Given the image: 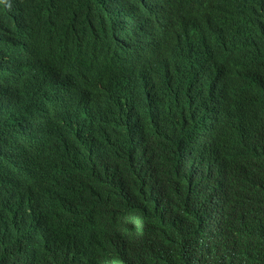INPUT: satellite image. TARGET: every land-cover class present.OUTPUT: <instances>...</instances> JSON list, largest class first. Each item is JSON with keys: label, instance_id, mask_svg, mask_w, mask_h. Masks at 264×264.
<instances>
[{"label": "trees", "instance_id": "obj_1", "mask_svg": "<svg viewBox=\"0 0 264 264\" xmlns=\"http://www.w3.org/2000/svg\"><path fill=\"white\" fill-rule=\"evenodd\" d=\"M83 1L102 15L78 33L122 55L91 92L19 104L24 80L48 82L46 22L0 69V264H264V0ZM45 197L31 230L21 211Z\"/></svg>", "mask_w": 264, "mask_h": 264}, {"label": "clouds", "instance_id": "obj_2", "mask_svg": "<svg viewBox=\"0 0 264 264\" xmlns=\"http://www.w3.org/2000/svg\"><path fill=\"white\" fill-rule=\"evenodd\" d=\"M45 7L55 11L59 20L39 18V10ZM144 8L152 16L165 10L153 2ZM101 15V12L83 0H0V69L11 62V56L21 54L39 38L38 31L43 23L48 25L46 44L39 53L48 82L39 73L32 77V83L24 80L17 94L20 105L21 99H40L42 90L59 84L64 85L72 100H79L83 94L91 92V86H94L100 75L117 64L122 57L121 49L119 51L114 48L119 46L118 37L103 31L83 36L77 31L78 26ZM30 166V157L23 153L15 152L8 158L12 176L25 174ZM55 203L52 197L26 202L20 222L31 230L42 229L44 216ZM86 222L93 226V234H96L98 231L94 212L89 213Z\"/></svg>", "mask_w": 264, "mask_h": 264}]
</instances>
